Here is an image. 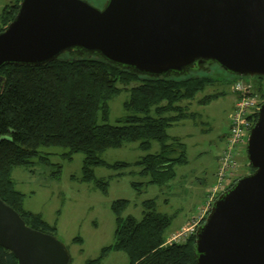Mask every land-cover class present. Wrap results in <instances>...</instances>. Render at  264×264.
Segmentation results:
<instances>
[{
  "label": "water",
  "instance_id": "water-1",
  "mask_svg": "<svg viewBox=\"0 0 264 264\" xmlns=\"http://www.w3.org/2000/svg\"><path fill=\"white\" fill-rule=\"evenodd\" d=\"M71 51L153 77L210 64L238 78L264 77V0H21L0 31V68ZM257 113L246 150L254 170L222 191L197 225V264H264V101ZM0 245L18 264L72 261L57 235L29 226L1 197Z\"/></svg>",
  "mask_w": 264,
  "mask_h": 264
},
{
  "label": "trees",
  "instance_id": "trees-1",
  "mask_svg": "<svg viewBox=\"0 0 264 264\" xmlns=\"http://www.w3.org/2000/svg\"><path fill=\"white\" fill-rule=\"evenodd\" d=\"M20 2L14 0L4 6L0 31L14 18ZM0 75L4 77L0 88V197L14 207L29 226L55 235V224L23 207L24 193L16 188L11 175L15 166L31 165L36 158L50 162V153L44 154L42 147H62L65 158L82 152L85 155L83 178L94 180L106 190L108 181L97 178L93 167L132 164L108 163L101 157L104 150L135 141L148 150L152 141L158 140L159 151L148 152L134 162L147 180L135 181L133 185L141 189L149 184L165 183L176 176L175 166L187 161L185 143L168 133V127L174 122L194 114L189 104L180 102L184 99L190 102L214 81L210 75H141L99 56L74 51L42 65L6 64L0 68ZM133 82L136 84L132 85ZM123 89L130 92L124 103L127 113L116 123H109V100ZM218 95L207 94L199 101L208 102ZM257 116L258 113L255 121ZM248 165L249 172L253 171ZM56 167L58 174L61 164L56 163ZM129 203L127 198L112 202L116 214L115 241L86 264H102V258L110 249L125 251L129 264H197L195 232L183 242L168 244L167 229L173 216L158 210L155 198L143 201L141 218L132 214L123 216ZM79 239L80 236L75 237ZM0 264H18L13 252L2 245Z\"/></svg>",
  "mask_w": 264,
  "mask_h": 264
},
{
  "label": "rangeland",
  "instance_id": "rangeland-1",
  "mask_svg": "<svg viewBox=\"0 0 264 264\" xmlns=\"http://www.w3.org/2000/svg\"><path fill=\"white\" fill-rule=\"evenodd\" d=\"M11 1L0 0V23L1 12ZM88 1L96 6H102L105 2ZM186 75H210L214 81L199 91L190 102L182 100L180 103L189 104L194 114L168 127L171 136L185 143L187 154V161L175 166L176 176L171 180L162 184H149L141 189L133 185L135 181L147 180L140 173L141 167L134 165V162L148 152L159 151L161 143L158 140H153L148 150L141 148L137 141L104 150L101 157L106 162L126 161L132 164L127 167L94 166L96 177L108 181L106 190L96 185L94 180L83 178L84 153L78 152L72 158H65L62 156L65 149L62 147L41 148L44 154L50 153V162L36 158L31 165H18L12 169L16 188L24 193L23 207L40 213L49 223L56 225L57 237L66 244L71 254V264H86L88 259L98 257L105 246L114 243L116 214L111 204L118 198L130 201L122 215L132 214L137 218L143 215V201L155 198L158 210L173 216L167 234L184 221L188 220L187 225L191 226L200 216L208 192L216 181L217 158L225 145L229 115L237 97L232 88L233 83L238 79L252 81L264 100V79L258 76L238 78L218 64L191 70ZM215 93L219 94L216 98L208 102L199 101L205 95ZM129 96V90L123 89L109 100V123H116L118 118L127 113L124 103ZM244 145L245 151L238 158L235 177L250 171L247 142ZM56 163L61 164L58 174L55 173ZM191 234L188 233L183 240H187ZM76 236L81 239L75 240ZM102 264H129V257L123 250L110 249L102 258Z\"/></svg>",
  "mask_w": 264,
  "mask_h": 264
},
{
  "label": "built area",
  "instance_id": "built-area-1",
  "mask_svg": "<svg viewBox=\"0 0 264 264\" xmlns=\"http://www.w3.org/2000/svg\"><path fill=\"white\" fill-rule=\"evenodd\" d=\"M232 88L237 97L229 115V130L224 148L219 156L215 184L208 192L205 207L201 210L197 220L191 226L187 225L169 235L166 239L168 244L183 242L188 233H194L197 225L207 215L215 198L228 188L230 180L236 176V170L239 166L238 158L242 151H245L246 146L244 144L247 142L250 130L255 123V114L264 100L250 80L238 79L233 83Z\"/></svg>",
  "mask_w": 264,
  "mask_h": 264
},
{
  "label": "crops",
  "instance_id": "crops-1",
  "mask_svg": "<svg viewBox=\"0 0 264 264\" xmlns=\"http://www.w3.org/2000/svg\"><path fill=\"white\" fill-rule=\"evenodd\" d=\"M14 1V0H13ZM13 1H11L10 3H12ZM9 3V4H10ZM234 103H235V101H234ZM234 105V104H233ZM229 128V127H228ZM229 130V129H228ZM228 132V131H227ZM226 136H227V133H226ZM226 136H225V138H226ZM224 148V147H223ZM223 150V149H222ZM222 152V151H221ZM221 152H220V154H221ZM220 154L218 155V160H219V156H220ZM217 168H218V166H217ZM208 196V195H207ZM206 201H207V198H206ZM206 201H205V204H206ZM205 204L203 205V207L202 208H204L205 207ZM187 224H188V220L187 221H184V222H182L179 226H177V227H175L171 232H169V234H167V236H169V235H171L173 232H175V231H178V230H180L181 228H183V227H185V225L187 226Z\"/></svg>",
  "mask_w": 264,
  "mask_h": 264
},
{
  "label": "flooded vegetation",
  "instance_id": "flooded-vegetation-1",
  "mask_svg": "<svg viewBox=\"0 0 264 264\" xmlns=\"http://www.w3.org/2000/svg\"><path fill=\"white\" fill-rule=\"evenodd\" d=\"M106 1V0H105Z\"/></svg>",
  "mask_w": 264,
  "mask_h": 264
}]
</instances>
